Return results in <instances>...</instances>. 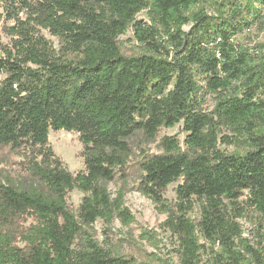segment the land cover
I'll list each match as a JSON object with an SVG mask.
<instances>
[{
	"label": "trees",
	"instance_id": "obj_1",
	"mask_svg": "<svg viewBox=\"0 0 264 264\" xmlns=\"http://www.w3.org/2000/svg\"><path fill=\"white\" fill-rule=\"evenodd\" d=\"M0 21L10 38L0 43V149L23 156L26 180L0 173V264H136L94 230L99 219L133 221L106 182L130 176L132 136L180 124L185 147L165 135L162 153L135 164L139 191L168 213L180 264H200V237L211 264H264V0H0ZM129 29L139 54L121 48ZM60 130L83 144L77 173L50 145Z\"/></svg>",
	"mask_w": 264,
	"mask_h": 264
},
{
	"label": "rangeland",
	"instance_id": "obj_2",
	"mask_svg": "<svg viewBox=\"0 0 264 264\" xmlns=\"http://www.w3.org/2000/svg\"><path fill=\"white\" fill-rule=\"evenodd\" d=\"M258 6L259 3H257ZM141 19H147V13L142 12L138 16ZM46 36L55 44L59 45L56 37L45 31ZM257 31H244L241 36L247 35L255 38ZM259 41H264V33L256 37ZM10 38L4 30V22L0 21V43H7ZM120 44L123 52L127 55L139 54L143 51L142 46L135 38V33L129 29L125 34L120 36ZM204 108L212 110L214 101L210 95L206 96ZM165 135H177L183 147L186 133L182 130V125L174 128H163L158 134L157 139H149L143 132H138L132 136L129 141L134 153L130 158L133 169L126 181L116 179L106 182L112 198H116L118 193H124V203L133 215V221L125 224L120 218L115 217L110 222L102 219L97 220L94 224V230L97 237L104 241L113 251L132 257L136 264H165L174 262L180 264L177 237L163 226L168 218V213L158 204H155L150 198L139 191V182L141 170L136 167V163L143 159L145 154H159L163 152L161 147V138ZM50 145L56 155H58L67 165L68 169L77 173L84 168L83 144L80 141L79 134L64 130L50 132ZM220 148L226 153H243L244 149L236 145L221 144ZM24 160L22 155L15 154L9 149H0V173L10 177L17 184L26 182L23 176V169L20 164ZM179 182L172 183L168 186L164 197L168 205L173 206L177 202L176 188ZM84 194L79 190H74L69 194L68 201L74 207L78 208ZM195 208L190 212V217L195 222L200 219V203L195 202ZM244 236L254 240V224L251 219L240 220ZM199 243L200 264H211L210 244L203 237H200ZM217 249V247H216Z\"/></svg>",
	"mask_w": 264,
	"mask_h": 264
}]
</instances>
